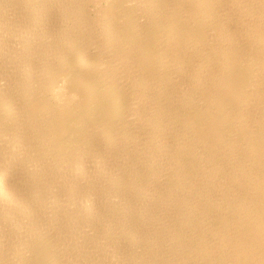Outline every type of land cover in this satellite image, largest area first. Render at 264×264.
Returning <instances> with one entry per match:
<instances>
[{"label":"bare ground","instance_id":"1","mask_svg":"<svg viewBox=\"0 0 264 264\" xmlns=\"http://www.w3.org/2000/svg\"><path fill=\"white\" fill-rule=\"evenodd\" d=\"M90 3L0 0V264H264V0Z\"/></svg>","mask_w":264,"mask_h":264},{"label":"rangeland","instance_id":"2","mask_svg":"<svg viewBox=\"0 0 264 264\" xmlns=\"http://www.w3.org/2000/svg\"><path fill=\"white\" fill-rule=\"evenodd\" d=\"M112 0H98V3H99V7H100V10L99 11H97V15L96 14H94V12H96V11H94V7H93V3H90L89 5H90V7L88 8V11H89V15H92L91 16V18L92 17H96L97 19H99V18H101V16L100 15H102V13L103 12H108V13H111L112 15H116V17L118 16H122V12L120 11V10H117V9H114L113 7H112ZM132 2H134V1H132ZM128 3H131V2H128ZM126 5H128L127 3H123L122 4V8L124 9V6H126ZM110 14V15H111ZM95 25H97V23L95 22L94 23ZM98 26V25H97ZM161 63H157L156 64V66H159ZM164 68H166L165 66H164ZM81 76L82 77H84L83 79L85 80H87V76H86V74H81ZM80 100H83V99H77V100H75V101H73V102H77V101H80ZM76 104V103H75ZM113 116H114V118L115 119H119L117 122H122V124H123V126H125V125H127V123H126V121L125 120H127L126 119V117L124 116V114H123V112L121 111L120 113H118V114H116V112L113 114ZM210 116H208V118H209ZM214 116H211V118H210V120H209V122H211L212 121V118H213ZM213 122V121H212ZM117 125V124H116ZM116 125H114V127H116ZM178 125H182V123L180 122ZM78 139H79V137H77V141H78ZM263 161H264V158H263ZM264 170V164H262V168L259 170V172H262ZM264 221V220H263ZM257 252V251H256ZM46 264V263H45ZM242 264H244V263H242Z\"/></svg>","mask_w":264,"mask_h":264}]
</instances>
